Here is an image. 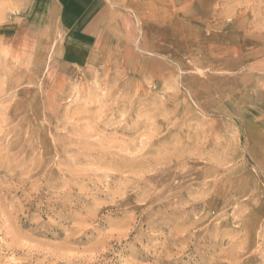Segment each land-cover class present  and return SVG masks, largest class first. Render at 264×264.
Returning a JSON list of instances; mask_svg holds the SVG:
<instances>
[{"label": "rangeland", "instance_id": "374dc122", "mask_svg": "<svg viewBox=\"0 0 264 264\" xmlns=\"http://www.w3.org/2000/svg\"><path fill=\"white\" fill-rule=\"evenodd\" d=\"M25 1L0 0V264H264V0H183L148 59L84 63Z\"/></svg>", "mask_w": 264, "mask_h": 264}, {"label": "crops", "instance_id": "0c3cea01", "mask_svg": "<svg viewBox=\"0 0 264 264\" xmlns=\"http://www.w3.org/2000/svg\"><path fill=\"white\" fill-rule=\"evenodd\" d=\"M183 0H26V21L50 33L66 60H145L150 54V26ZM166 5H172L168 9Z\"/></svg>", "mask_w": 264, "mask_h": 264}]
</instances>
